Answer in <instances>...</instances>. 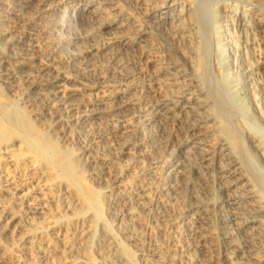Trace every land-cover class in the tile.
<instances>
[{"label":"bare ground","instance_id":"6f19581e","mask_svg":"<svg viewBox=\"0 0 264 264\" xmlns=\"http://www.w3.org/2000/svg\"><path fill=\"white\" fill-rule=\"evenodd\" d=\"M259 9L0 0V264H264Z\"/></svg>","mask_w":264,"mask_h":264},{"label":"rangeland","instance_id":"374dc122","mask_svg":"<svg viewBox=\"0 0 264 264\" xmlns=\"http://www.w3.org/2000/svg\"><path fill=\"white\" fill-rule=\"evenodd\" d=\"M218 0H214V3L215 2H217ZM220 2L222 3V2H236L239 6H241V7H246V8H250V10H256V9H261L262 10V12L264 13V0H220ZM2 4V3H1ZM259 9V10H260ZM260 10V11H261ZM13 22V23H12ZM12 22H10L11 24H14V25H19V22L17 21V20H12ZM261 57H262V55H261ZM260 57V58H261ZM259 58V59H260ZM261 60H262V58H261ZM263 63L262 62H260V64H258V67L260 68L259 70L260 71H258V73H259V75L261 76L262 75V78H264V74H263V72H264V68H263V66H261ZM261 70H263V71H261ZM214 83H216L215 85H217V82L214 80ZM225 94H221L220 95V97L219 98H217V100H216V105H218V107L220 106V108H218L217 110V112H218V118L220 117L221 118V120L222 121H224L226 124H234V123H238V124H240V125H242L243 124V122H242V116H241V113L237 110V109H235V107H233V105L231 104V102H230V100H229V98H228V96L227 95H225ZM5 96H6V91L3 89V90H0V98H2V99H4L5 98ZM225 98V99H224ZM213 101H214V103H215V100L213 99ZM19 102H21L20 100H19ZM220 104V105H219ZM227 105V106H226ZM231 106V107H230ZM217 107V106H216ZM234 109V110H233ZM221 110V111H220ZM237 111H238V113H237ZM231 112H232V114H231ZM235 112V113H234ZM237 114V115H236ZM225 115V116H224ZM228 117H227V116ZM231 115V116H230ZM237 117V118H236ZM235 118V119H234ZM230 119V120H229ZM241 119V120H240ZM227 120V121H226ZM264 120V119H263ZM263 120H262V122L260 121V124H262L261 125V131H264V123H263ZM230 121V122H229ZM238 121V122H237ZM242 123V124H241ZM246 126V127H245ZM263 126V127H262ZM242 129H241V131H240V133H241V135L242 136H244L245 137V139H247V134H248V131H250L249 130V128H248V125H245V124H243V127H241ZM246 129V130H244V129ZM263 128V129H262ZM247 129H248V131H247ZM244 130V131H243ZM243 156V157H242ZM249 157V155L246 153V152H244V153H242L241 154V156H239L240 157V160H241V162H242V164H243V166H244V168H248V164H249V160H250V158H248ZM245 160V161H244ZM247 165V166H246ZM88 179V178H87ZM87 186H89L90 184H92L90 181H86V183H85ZM106 212V210H103V216L106 218V219H108V213L106 212V214H105V212ZM106 215V216H105ZM113 227H116V226H114L113 225ZM122 232H113V235H114V237L117 239V240H119L118 242H120L121 243V241L123 242V233L121 234ZM122 235V236H121ZM122 238V239H121ZM131 249H132V252H131V254H132V257L135 259V261L137 262V263H139V264H141L140 263V261H139V257L141 256L140 255V251H138V250H135V249H137V247L134 245V246H131L130 247ZM134 248V249H133ZM95 251V250H94ZM134 251H135V253H134ZM96 252V251H95ZM95 252H93V253H95ZM134 253V254H133ZM136 254H137V256H136ZM138 260H137V259Z\"/></svg>","mask_w":264,"mask_h":264}]
</instances>
